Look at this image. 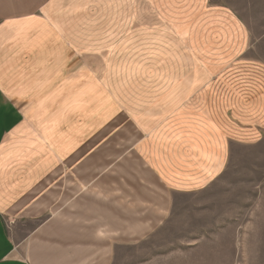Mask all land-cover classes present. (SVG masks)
Wrapping results in <instances>:
<instances>
[{
    "label": "crops",
    "instance_id": "obj_1",
    "mask_svg": "<svg viewBox=\"0 0 264 264\" xmlns=\"http://www.w3.org/2000/svg\"><path fill=\"white\" fill-rule=\"evenodd\" d=\"M183 2L178 43L130 29L128 0H0V215L30 226L15 240L0 224V264H209L207 245L165 237L167 217L262 136L264 63L238 60L231 11ZM133 57L124 79L82 84V63Z\"/></svg>",
    "mask_w": 264,
    "mask_h": 264
},
{
    "label": "rangeland",
    "instance_id": "obj_2",
    "mask_svg": "<svg viewBox=\"0 0 264 264\" xmlns=\"http://www.w3.org/2000/svg\"><path fill=\"white\" fill-rule=\"evenodd\" d=\"M151 1L128 0L130 29L147 27L148 24L151 27L156 25L162 27L161 38L168 37L166 34L170 29L175 33L173 38L178 43H183L182 33L170 26V14L168 15L170 10L182 11L183 0H176V3L173 0V4H170V0H155L156 3ZM204 7L223 9L236 15L248 33L246 49L243 55L238 56V60L264 63V0H206ZM142 13H149L151 16L140 18ZM138 53L131 51V54ZM138 63L136 57L129 59L126 64L129 66L123 67L118 64L106 68L101 64L94 68L82 63V84L91 80L87 72L93 76L96 72L95 78L103 80L104 75L112 71L115 76L113 81L122 80ZM225 70L227 69L222 68L221 72ZM215 77L212 76L211 79ZM236 81L234 86L246 85L242 77ZM94 86L98 97L103 96L104 91L109 92L98 83L92 87ZM171 208L167 217V221L171 222L166 227L165 237L177 236L178 241L184 242L186 250L196 251L200 243L207 245L206 260L209 264H264V132L251 144L233 142L225 152L221 173L189 195L175 197ZM0 224L9 239L15 235V240H24L30 230L29 225L14 222L1 215ZM22 246L23 244L19 247Z\"/></svg>",
    "mask_w": 264,
    "mask_h": 264
}]
</instances>
